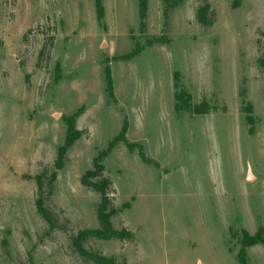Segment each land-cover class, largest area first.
Wrapping results in <instances>:
<instances>
[{
    "label": "rangeland",
    "instance_id": "rangeland-1",
    "mask_svg": "<svg viewBox=\"0 0 264 264\" xmlns=\"http://www.w3.org/2000/svg\"><path fill=\"white\" fill-rule=\"evenodd\" d=\"M147 6L142 17L141 0H0V264H94L70 241L100 227L101 195L82 179L125 119L146 159L119 142L104 174L113 225L135 237L87 248L117 264H238L243 230L264 238V0ZM181 90L209 111H177ZM72 119L82 134L57 170ZM42 173L55 230L36 207ZM247 253L264 264V243Z\"/></svg>",
    "mask_w": 264,
    "mask_h": 264
},
{
    "label": "trees",
    "instance_id": "trees-1",
    "mask_svg": "<svg viewBox=\"0 0 264 264\" xmlns=\"http://www.w3.org/2000/svg\"><path fill=\"white\" fill-rule=\"evenodd\" d=\"M98 7L100 10L102 9L100 4L98 5ZM147 9H148L147 0H141L142 17L146 16ZM197 16H198V20L201 23L207 24L205 20L206 12L204 8H200L198 10ZM263 37H264V33H263ZM142 50L143 48L137 47L125 57L133 58L134 56L139 54ZM259 64L261 67H264V58L259 59ZM107 79H108L107 90L109 92V95L114 99L115 93H114L113 79L111 77V73L109 69H108ZM175 79H177L176 76ZM175 86L178 87L177 81L175 82ZM182 92H184V90L177 91L175 94L177 100L176 102L177 111H181L183 109V106H185V108L187 109H193L194 112L198 114H203L209 111L208 106L206 107L207 103L203 104L206 107L204 109H198L197 108L198 106L193 107L191 103V97L189 96V101L184 100V97H182ZM184 101L185 103L183 104ZM249 120L251 122L250 117ZM127 129H128V121L127 119H125L121 131L109 143L107 149H105L101 154H99L95 158L92 170H89L82 179L84 185L88 186L89 188H92L101 195V201L98 206V220L100 227L95 229H82L78 231L77 234L72 235L70 237V241L76 254H78L85 261L93 262L94 264H117V263L113 257H109L101 252L95 251L91 248H87L85 243L88 241L89 238L96 237L104 240H109V239L132 240L135 237L130 230L126 228L119 230L116 229L113 225L112 217L116 213V209L113 206V202L110 196V193L112 192L113 183L112 180L104 174L106 170L104 160L106 156H108V154L111 153V151L114 149L115 145L118 144L119 142H125L130 150H134L138 148L141 156L144 159H146L143 153L142 144L128 141L126 137ZM81 134H82L81 131L75 127L74 121L72 119V122L69 124L67 130L66 141L58 149V156L56 159L57 170L63 167L68 148ZM57 170H55L50 175L51 182L56 180ZM44 176L45 173H42L37 177L38 188L40 193L36 200V207L38 213L49 223L50 229L55 230L59 228L61 219L58 215L53 213L50 209H48L45 206V199L41 195L42 193L41 191L44 187ZM66 221L69 222V219H66ZM258 243H264V238L262 237L261 230H259L255 234H249L247 230H243V237L241 239V249L237 254L238 264H249L247 247Z\"/></svg>",
    "mask_w": 264,
    "mask_h": 264
}]
</instances>
